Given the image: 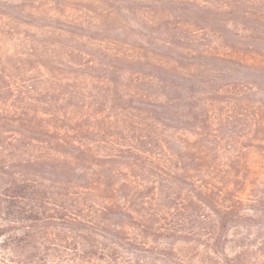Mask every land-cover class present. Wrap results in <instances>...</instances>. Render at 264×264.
Listing matches in <instances>:
<instances>
[{
    "label": "trees",
    "instance_id": "trees-1",
    "mask_svg": "<svg viewBox=\"0 0 264 264\" xmlns=\"http://www.w3.org/2000/svg\"><path fill=\"white\" fill-rule=\"evenodd\" d=\"M0 264H264V0H0Z\"/></svg>",
    "mask_w": 264,
    "mask_h": 264
}]
</instances>
